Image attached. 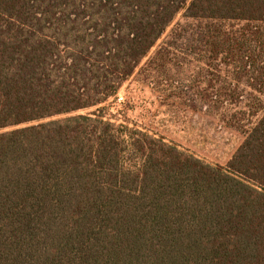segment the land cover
<instances>
[{"label": "trees", "instance_id": "trees-1", "mask_svg": "<svg viewBox=\"0 0 264 264\" xmlns=\"http://www.w3.org/2000/svg\"><path fill=\"white\" fill-rule=\"evenodd\" d=\"M194 61L264 93V0H0V264H264V113L225 166L109 113Z\"/></svg>", "mask_w": 264, "mask_h": 264}, {"label": "rangeland", "instance_id": "rangeland-1", "mask_svg": "<svg viewBox=\"0 0 264 264\" xmlns=\"http://www.w3.org/2000/svg\"><path fill=\"white\" fill-rule=\"evenodd\" d=\"M233 75L196 61L172 66L163 78L137 74L111 101L109 113L119 124L159 134L206 163L225 166L264 113V93Z\"/></svg>", "mask_w": 264, "mask_h": 264}]
</instances>
